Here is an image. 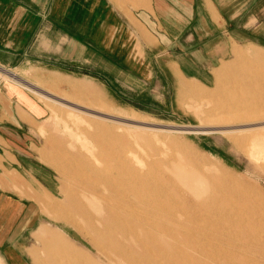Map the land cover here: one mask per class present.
<instances>
[{"label": "rangeland", "instance_id": "374dc122", "mask_svg": "<svg viewBox=\"0 0 264 264\" xmlns=\"http://www.w3.org/2000/svg\"><path fill=\"white\" fill-rule=\"evenodd\" d=\"M257 15V23L251 27L253 35L246 38L250 25L245 26L249 29L241 30L242 42L232 43L227 57L213 60L212 67L197 61L199 72L193 78L173 77L167 61L174 59L176 51L169 48L154 61L151 76L155 78L137 84L134 90L120 86L116 90V84L103 85L87 78L78 81L93 84L87 93L64 87L63 102L39 98L49 117L41 122L37 149L29 160L42 175L34 169L22 188L14 186L16 193L28 198V212L16 239L26 245L23 249L33 264H264L263 167L256 154L245 153L233 141L237 134L229 132L235 129L218 130L207 127L206 122H213L214 116L223 112L219 106L234 103L222 94L228 88L248 87L255 99L264 98V0H257ZM10 78L16 80V75L0 69V79L8 82ZM245 97L238 95L234 100L242 104ZM125 117L147 124L133 125L154 130L151 133L159 142L151 133L131 127L132 123L123 121ZM261 120L264 123V117ZM95 122L119 133L123 129L135 132L134 141L141 149H133L148 164L147 176L135 182L137 193L125 192L128 200H137L134 208L118 204V192H109L100 183L106 172L99 166L110 161L108 155L98 158L99 170L90 173L83 166L84 170L78 168V161L60 147L71 143V134L64 128L78 133L92 126L93 132ZM127 124L131 126L125 127ZM148 138L154 144L152 151L144 144ZM91 147L78 145L83 154ZM252 149L250 146L247 152ZM180 150L188 152L187 158H176ZM150 159L160 164H151ZM163 170L167 176H162ZM115 176L120 181L128 175L118 170Z\"/></svg>", "mask_w": 264, "mask_h": 264}, {"label": "crops", "instance_id": "0c3cea01", "mask_svg": "<svg viewBox=\"0 0 264 264\" xmlns=\"http://www.w3.org/2000/svg\"><path fill=\"white\" fill-rule=\"evenodd\" d=\"M257 17V0H0V69L16 75L0 79V264H33L16 239L28 198L14 186L42 175L29 160L49 117L40 97L87 93V78L134 90L169 48L173 77L193 78L197 61L226 58L245 26L253 35Z\"/></svg>", "mask_w": 264, "mask_h": 264}, {"label": "bare ground", "instance_id": "6f19581e", "mask_svg": "<svg viewBox=\"0 0 264 264\" xmlns=\"http://www.w3.org/2000/svg\"><path fill=\"white\" fill-rule=\"evenodd\" d=\"M253 53V52H252ZM255 53V51H254ZM249 54V53H248ZM256 54V53H255ZM251 55V54H249ZM251 57V56H249ZM262 58V57H261ZM252 61V59H251ZM264 62V61H263ZM250 65V63H249ZM253 65V64H252ZM256 65V64H255ZM254 66V65H253ZM262 66V65H261ZM260 66V67H261ZM250 67V66H249ZM262 70V69H260ZM258 71V70H257ZM261 73V71H258V73ZM242 73V72H241ZM255 73V72H254ZM263 73V72H262ZM258 89V88H257ZM261 89V86H260ZM252 89H248V87H234V88H228V90H224L222 91V94L224 95L225 99L227 98L230 99L229 101H233L229 102V104H227L226 106H219L221 108V110H223V112H221L220 114H216L214 116L213 122H211L210 120H206L207 127L208 126H212L213 128L215 127L216 129L220 130V129H224L229 130V129H235L233 131L230 130L229 133H233V134H237L236 137H234V142H236V144L244 150L245 153H254L256 154V156H258L259 163H261V167H263V171H264V133H261V130H264V123L262 122L261 118L264 117L262 111H264V98L257 100L255 98L257 97H253L255 93L252 94ZM260 93V92H259ZM206 94V93H205ZM204 94V95H205ZM262 94V93H261ZM209 95V94H208ZM219 95V94H218ZM238 95L241 97L242 96H246L247 100L246 102H242V104H239V101L236 102L234 100L235 97H238ZM213 96V95H210ZM264 97V95H262ZM261 96V97H262ZM216 97V96H214ZM245 97V98H246ZM204 99V98H203ZM207 99V97H206ZM217 99V97H216ZM223 99V100H225ZM218 100V99H217ZM243 100V99H241ZM214 103V102H213ZM215 104V103H214ZM216 105V104H215ZM214 105V107H215ZM219 105V104H218ZM224 105V104H223ZM213 107V108H214ZM218 108V107H217ZM212 109V108H211ZM210 109V110H211ZM201 110V109H200ZM204 110V109H203ZM208 111V110H207ZM206 112V110H205ZM211 112V111H210ZM213 112V111H212ZM244 112H256V114L254 116L249 115L248 113H244ZM215 113V112H214ZM53 114V113H52ZM205 114V113H204ZM213 114V113H212ZM211 114V115H212ZM206 116L209 117V115L205 114ZM113 119L114 117L111 116ZM111 118V119H112ZM207 118V117H206ZM210 118H213L212 116ZM120 119V118H116ZM99 120V119H98ZM103 120V119H101ZM127 121L129 123H132L131 125H124L125 127L128 126L127 128H129L130 126L133 127V124H137V125H141V126H146L147 124H140V123H136L134 121H132V119H128V118H123V121ZM200 121H202L201 119H199ZM122 122V121H121ZM102 123V122H101ZM96 125L93 126V132H90V126L89 130L86 131H79L78 133L75 132H71L70 130H67L66 128H64V130H66L68 133L67 134H71V139L70 142L71 143H66V144H60L58 146H60L63 151L65 153H67L68 155L71 156V158H75L76 160L74 161H78L76 163V166L78 164V168H80L81 170H87L90 171V173L95 172V170H99L98 165H99V161L97 160L101 157L104 158L105 155H108L110 158V161H106L104 162V165H100V169H103V171L105 170L106 174L102 175V181L100 182L101 185L103 186L104 189L109 190V192H118L116 194H118V204L120 205H126V207H130V208H134L137 206V200H128V198L126 197L127 195L125 194V192L129 191V192H134L137 193L136 191V184L135 182L137 181V179L141 176L146 177L147 173V163H145L144 161H142V159L139 158L137 151H135V149H133L134 147H137L138 149L140 148V145L135 142V132L131 131L130 129H123L120 131V133L113 129L112 127H102L101 124H97L95 122ZM103 125V124H102ZM149 126V125H148ZM114 127V126H113ZM135 128H137V131H141V132H146L148 134H150L151 132H148L149 130L147 128H143V127H139V126H134ZM78 128V127H76ZM75 128V129H76ZM107 130H105V129ZM82 129V130H83ZM81 130V129H80ZM221 130V131H222ZM78 131V130H77ZM124 131V132H122ZM156 131V130H155ZM122 132V133H121ZM224 133V132H222ZM227 133V132H226ZM152 135L150 136L152 139H154L156 141V143H158L159 141L157 140L156 136L153 135L154 133H151ZM137 135V134H136ZM145 135V134H143ZM225 135V134H224ZM235 136V135H234ZM230 138V137H229ZM233 138V137H232ZM231 138V140H232ZM247 139V140H246ZM137 140V139H136ZM143 140V139H142ZM170 141V140H168ZM249 141V142H248ZM251 141V142H250ZM90 144L92 145V147L89 150L85 151V154L81 153V151H79L78 149V145L79 144ZM173 143V142H172ZM144 144L152 150H154V144L153 141L148 138L147 140L144 141ZM160 144V143H159ZM171 144V142H170ZM168 146H170L168 144ZM172 146V144H171ZM170 146V147H171ZM252 146V151H249V147ZM182 150V149H181ZM178 151L179 153L176 154V158L178 159H184L187 158V153L185 151ZM160 151V150H159ZM60 152V151H58ZM147 152V151H146ZM156 152V151H155ZM151 153V152H150ZM157 153V152H156ZM156 153H154L156 155ZM172 153V152H171ZM190 153V151H189ZM59 154V153H58ZM160 154V152H159ZM158 154V156H159ZM62 155V154H61ZM74 155V156H73ZM161 155V154H160ZM190 156V155H189ZM255 156V157H256ZM161 157V156H160ZM184 157V158H183ZM67 158V157H66ZM175 158V157H174ZM63 159V158H61ZM86 159L90 160L87 161ZM108 159V158H107ZM169 159V158H168ZM177 159V160H178ZM251 159V158H250ZM68 160V159H67ZM102 160V158H101ZM145 160V159H144ZM161 160V159H160ZM192 160V158H191ZM204 160V159H202ZM254 160V159H253ZM252 160V161H253ZM65 161V160H63ZM69 161V160H68ZM72 161V160H71ZM73 161V162H74ZM166 161V160H164ZM169 162V161H167ZM256 162V163H257ZM150 163L155 165H159L160 162H156L153 159H150ZM179 163V162H178ZM176 163V164H178ZM203 163V162H202ZM58 164V163H57ZM191 164V162L189 163ZM163 165V164H162ZM82 166L84 167V169H82ZM161 166V165H160ZM191 166V165H190ZM71 167V166H70ZM176 167V166H175ZM181 167V166H180ZM143 168V169H142ZM156 168V167H155ZM168 168V166L166 167ZM192 168V167H191ZM190 168V169H191ZM64 169V168H63ZM73 169V168H72ZM172 169V167H171ZM182 169V168H181ZM185 169V168H184ZM183 169V170H184ZM187 169V168H186ZM262 169V168H261ZM66 170V169H64ZM62 170V171H64ZM80 170V171H81ZM120 171V170H124L126 172L127 178H123L122 176L120 178H122L120 181L118 180L117 176H115L116 171ZM159 170V169H158ZM161 170V169H160ZM159 170V171H160ZM259 170V169H258ZM68 171V170H67ZM76 171V170H74ZM79 171V172H80ZM166 171V170H165ZM190 171V170H189ZM217 171V170H216ZM78 172V173H79ZM83 172V171H82ZM115 172V174H114ZM122 172V171H121ZM85 173V172H84ZM167 172L162 173V176H167L166 174ZM170 173V172H169ZM219 173V172H218ZM216 173V174H218ZM226 173V172H225ZM65 174V173H64ZM77 174V173H75ZM73 174V175H75ZM159 174V173H158ZM80 175V174H79ZM78 175V176H79ZM89 175V174H88ZM92 175V174H91ZM96 176H98L97 174H95ZM123 175V174H122ZM69 176V175H68ZM76 176V175H75ZM85 176V175H84ZM100 176V175H99ZM125 176V175H124ZM202 176H204L202 174ZM211 176V175H209ZM214 176V175H213ZM80 177V176H79ZM119 177V176H118ZM207 177V176H206ZM218 177V176H217ZM220 177V176H219ZM99 178V177H97ZM150 178V177H149ZM159 178V177H158ZM157 178V180H158ZM212 178V177H210ZM221 178V177H220ZM85 179V178H84ZM90 179V178H89ZM101 179V178H100ZM174 179V178H173ZM205 179V178H204ZM224 179V178H223ZM73 180V179H72ZM77 180V179H75ZM235 180V179H234ZM90 181V180H89ZM232 181V180H231ZM142 182V181H141ZM209 182V181H208ZM79 183V182H77ZM81 183V182H80ZM79 183V184H80ZM83 183V182H82ZM86 183V182H85ZM154 183V182H153ZM159 183H162L161 181ZM237 183V182H236ZM89 184H91L89 182ZM97 184V183H96ZM240 184V183H239ZM77 185V184H76ZM87 185V184H86ZM142 185V184H141ZM139 185V186H141ZM173 187H176V184H173ZM220 185V184H218ZM147 186V185H146ZM179 186V185H178ZM74 186H71L70 188H73ZM142 187V186H141ZM243 187H246L245 184ZM251 187V186H249ZM248 187V188H249ZM76 188V187H75ZM214 188V187H213ZM83 189V188H80ZM100 189V188H99ZM147 189V188H146ZM250 189V188H249ZM253 189V187H252ZM95 190V189H94ZM101 190V189H100ZM127 190V191H126ZM140 190V189H139ZM145 190V189H144ZM148 190V189H147ZM246 190V189H245ZM87 191V190H86ZM103 191V190H102ZM142 191V190H141ZM185 191V190H184ZM241 191V190H240ZM90 192V191H89ZM246 192H248V189L246 190ZM258 192V191H257ZM73 194V192H72ZM92 194V193H91ZM101 194V193H100ZM114 194V195H116ZM129 194V193H128ZM186 194V192H185ZM246 194V193H244ZM254 194V193H252ZM260 194V193H259ZM83 195V194H82ZM126 195V196H125ZM184 195V194H182ZM249 195V194H248ZM258 195V194H257ZM84 196V195H83ZM129 196V195H128ZM131 196V195H130ZM139 196V194H138ZM210 196V195H209ZM254 196V195H252ZM251 196V197H252ZM137 197V196H136ZM212 197V196H211ZM210 197V199H211ZM215 197V196H214ZM257 198V197H255ZM260 198V197H259ZM258 198V199H259ZM213 199V198H212ZM230 199V198H228ZM251 199V198H250ZM209 200V199H208ZM145 201V200H144ZM163 201V200H161ZM202 203L203 199L201 200ZM242 202V201H241ZM248 202V201H247ZM143 203V202H142ZM252 203V202H251ZM254 203V202H253ZM223 204V203H222ZM226 204V203H225ZM153 205V204H152ZM221 205V204H220ZM239 205V204H238ZM261 205V204H260ZM213 206V205H212ZM248 206V205H247ZM251 206V205H250ZM145 207V206H144ZM215 207V206H214ZM213 207V208H214ZM240 207V206H239ZM246 207V205H245ZM249 207V206H248ZM148 208V207H147ZM159 208V207H158ZM157 208V209H158ZM253 208V207H252ZM107 209V208H106ZM104 209V210H106ZM121 209V208H120ZM145 209V208H142ZM150 209V208H149ZM122 210V209H121ZM207 209H205L206 211ZM217 210V209H216ZM223 210V209H222ZM123 211V210H122ZM135 211V210H132ZM154 211V210H153ZM233 211V210H232ZM108 212V211H106ZM218 212V211H217ZM127 213V212H126ZM155 213V212H154ZM123 214V213H122ZM263 214V213H262ZM118 215V214H117ZM159 215V214H158ZM217 215V214H216ZM121 216V215H120ZM135 216V215H134ZM136 217V216H135ZM164 217V216H163ZM222 217V216H220ZM242 217V216H241ZM262 217V216H261ZM243 218V217H242ZM241 218V219H242ZM174 220V219H172ZM222 220V219H221ZM243 220V219H242ZM245 220V219H244ZM176 221V219H175ZM177 222V221H176ZM209 222V221H207ZM205 222V223H207ZM174 223V222H173ZM226 223V222H225ZM252 223V222H251ZM217 224V223H216ZM212 227V226H211ZM216 227V226H215ZM236 227V226H235ZM248 227V226H247ZM228 228V227H227ZM239 228V227H238ZM217 229V228H216ZM259 229V227H258ZM257 229V230H258ZM240 232V231H239ZM256 233V232H255ZM215 235V234H214ZM220 237V236H218ZM221 238V237H220ZM223 239V238H222ZM226 239V238H225ZM227 240V239H226ZM263 241V240H262ZM232 243V242H231ZM235 243V242H234ZM238 244V242H236ZM247 243V242H246ZM245 243V244H246ZM248 248V247H247ZM252 251V250H251Z\"/></svg>", "mask_w": 264, "mask_h": 264}]
</instances>
